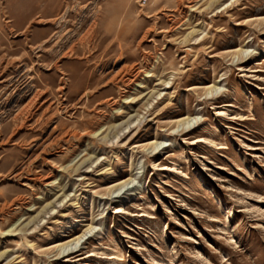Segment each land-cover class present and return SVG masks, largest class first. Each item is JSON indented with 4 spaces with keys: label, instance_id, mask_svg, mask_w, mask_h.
<instances>
[{
    "label": "rangeland",
    "instance_id": "374dc122",
    "mask_svg": "<svg viewBox=\"0 0 264 264\" xmlns=\"http://www.w3.org/2000/svg\"><path fill=\"white\" fill-rule=\"evenodd\" d=\"M140 1L0 0V264H264V0Z\"/></svg>",
    "mask_w": 264,
    "mask_h": 264
},
{
    "label": "bare ground",
    "instance_id": "6f19581e",
    "mask_svg": "<svg viewBox=\"0 0 264 264\" xmlns=\"http://www.w3.org/2000/svg\"><path fill=\"white\" fill-rule=\"evenodd\" d=\"M213 84H209L208 86H212ZM32 99V98H31ZM186 118V117H185ZM178 121H181L180 123H182L183 122V119H181V118H179V119H177ZM185 121V120H184ZM84 160H86V158H83L82 160H81V162L82 161H84ZM127 182V180H125V179H119L117 182H115L113 185H115V184H117V185H119L118 187H120V186H122V185H124V183H126ZM29 222V221H28ZM27 222V223H28ZM15 224V223H14ZM13 224V225H14ZM11 230H13L12 229V227H10V228H8L7 230H4V231H1V232H10ZM79 238V237H78ZM77 238V239H78ZM62 243H64V244H62V246H60V247H63V246H66L67 244H69V243H66V242H62ZM59 244H61L60 242H56V243H54L52 246H55V245H59Z\"/></svg>",
    "mask_w": 264,
    "mask_h": 264
},
{
    "label": "built area",
    "instance_id": "2783aa9c",
    "mask_svg": "<svg viewBox=\"0 0 264 264\" xmlns=\"http://www.w3.org/2000/svg\"><path fill=\"white\" fill-rule=\"evenodd\" d=\"M146 3V0H142V1H140V4L141 5H143V4H145Z\"/></svg>",
    "mask_w": 264,
    "mask_h": 264
}]
</instances>
